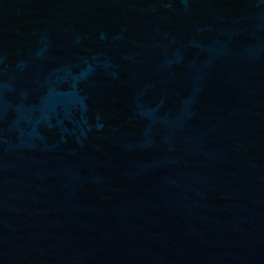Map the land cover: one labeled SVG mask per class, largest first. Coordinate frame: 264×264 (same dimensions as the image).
<instances>
[{"label": "water", "instance_id": "95a60500", "mask_svg": "<svg viewBox=\"0 0 264 264\" xmlns=\"http://www.w3.org/2000/svg\"><path fill=\"white\" fill-rule=\"evenodd\" d=\"M0 264H264V0H0Z\"/></svg>", "mask_w": 264, "mask_h": 264}]
</instances>
